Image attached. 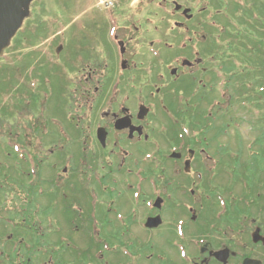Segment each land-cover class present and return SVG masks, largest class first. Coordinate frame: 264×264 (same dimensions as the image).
Returning <instances> with one entry per match:
<instances>
[{"label": "flooded vegetation", "instance_id": "flooded-vegetation-1", "mask_svg": "<svg viewBox=\"0 0 264 264\" xmlns=\"http://www.w3.org/2000/svg\"><path fill=\"white\" fill-rule=\"evenodd\" d=\"M214 1L117 0L96 10L88 27L103 24L107 34H79L76 62L39 63L47 64L44 72L74 66L60 107L43 117L34 101L41 92L34 88L37 62L16 68L34 85L26 120L7 134L29 155L17 175L1 178L16 187L20 174L28 177L31 197L8 210L17 221L0 243L18 253L0 264H264V145L244 148L238 123L228 125L230 104L241 102L232 86L246 95L241 82L249 76L239 70L230 81L224 45L199 49L224 24L209 16ZM237 2L228 0L232 17ZM0 72L4 84L10 71ZM217 76L222 93L213 102ZM46 78L53 100L58 94ZM20 83L13 81V91ZM14 99L19 115L21 101ZM5 163L4 157L0 167Z\"/></svg>", "mask_w": 264, "mask_h": 264}, {"label": "rangeland", "instance_id": "rangeland-1", "mask_svg": "<svg viewBox=\"0 0 264 264\" xmlns=\"http://www.w3.org/2000/svg\"><path fill=\"white\" fill-rule=\"evenodd\" d=\"M121 1L127 2L129 0H121ZM157 1L159 0H153L155 4L157 3ZM155 4L154 5L150 4L153 7H148L149 11L153 10L154 12H157L156 11L157 9L154 8L156 7ZM225 4H227V6H225ZM141 6L142 4L140 5V7ZM232 7L233 5L230 6L231 9L229 10L228 0H222L221 3H218V0H215L209 10L210 11L209 16L214 17L221 23L223 22L224 24L222 25V27L225 28L228 33H229L228 31L229 28L231 27L237 28V26L232 25L233 23L232 20L238 19L236 20L237 22L242 18L239 14H235L234 18L231 19L230 16H232L231 13H233ZM102 8L103 7H99L97 0H36V2L33 4L32 15L30 16L28 20H26L25 24L19 31V34L17 35L16 39L13 41L10 52L7 54V57L0 61V69L2 68V66L10 67L9 69L10 76H9V79H7L8 81L4 83L3 85H0V105L4 106L2 111L0 110L1 133H3V131L5 130V134H7V128L8 130H10V128H12L13 123L15 124L19 122L20 120L21 122L26 120V118L20 117V118H16V120L14 121H10L13 116H16L18 114L17 110L14 111V108H13V106L15 107L13 101L17 103V100H15L14 98L19 97V101H21V104L24 105L23 116L24 115L27 116L28 111L31 107L30 102L29 104H27V101H28L27 98H30L31 96L30 90L32 89V87L30 84H33V82L31 81L30 73L29 74L25 73L26 75L24 76L20 75L21 72L19 70H16L18 66H20V68L23 70L26 66L30 67L33 61L34 63L37 62L38 64L35 68V72L38 76H41V78L37 81L38 83H35L34 88H37L38 93L40 91L41 92H40V96L38 97V99L35 98L34 101L36 104L35 105L36 112L39 116L41 117L45 116L46 111L50 108H55L56 110L60 107L61 98L59 97V92L63 91V86L64 84L66 85V82L68 81L70 70L74 66L68 65V64H66V66L57 65L55 66L56 69L55 68H52L50 70L47 69V72H44V68H46L47 64L45 62H42L39 65V63L40 61H43L42 58L55 59L56 61H58L60 58L61 61L66 59L68 60V62H72V63L76 62L79 56V53H81V51L78 48V40H76L78 37H80L79 34L85 33L87 34L88 37H92L95 33V35L98 34L99 37H103L105 33L107 34L109 32V29H106L103 24H99L98 25L99 29L97 30L89 28L88 27L89 25L87 24V22L89 21L90 17H92L94 12ZM127 10L129 11L131 9L128 8ZM221 10L223 11L222 12L223 15H218L216 11L218 12ZM86 11H88L89 14H86ZM134 11H135V8H132V12ZM252 23L255 26L259 25L257 20L253 21ZM157 24L158 23H156V25ZM83 27H86V28L83 30ZM210 34H213V36H211V41L209 43L210 48H209V45L207 46V48L206 46L205 48L199 47V49H201L202 51H204L203 49H205L207 53L211 52L213 49L216 50V48H220L218 44L219 41L216 38V32L214 31V28L211 29ZM238 34L236 33L234 35L237 36ZM220 35L222 36L221 41L226 39L227 35L225 34L223 30L220 32ZM253 35L250 34L249 30L245 31V36H253ZM255 41H256V46L259 49L260 64H259V67H254L255 64L253 65V63H250V69L253 72H260L261 76L263 77L264 76V56L263 57L261 56V52L264 51V46L263 47L260 46L261 40L258 42L255 39ZM231 46H235V43H233ZM55 49L56 51H59V49H62V51L59 54H56L57 57L54 55ZM223 50H226L227 52H229L230 47L227 45H224ZM96 54H99V52H96ZM181 57H183L182 54H181ZM31 59H33V61H31ZM250 59L252 60L253 57H250ZM57 64H61V62ZM14 72L18 73L19 76L16 77ZM229 72L233 73L232 75H230V80L235 81V76H237L236 74L238 73V71L232 64H230ZM46 74H48L49 80L51 81V85H52V89L54 93L58 94V96L53 98V100L47 99L46 97L48 87L50 88V86L46 85V80H47ZM0 75H2L1 72H0ZM75 76H76L75 74H72V77L70 80H74ZM240 76H241V73H240ZM217 77L218 78L216 79L217 80L216 86H218V88L216 90L219 91L218 93L219 96L217 97V99L214 98L215 93H216L214 92L213 102H215L216 100H220L221 99L220 95L222 93L223 82L220 76H217ZM13 81L19 82V83L21 82L22 84L20 83L21 85L16 89V92L13 91V96L8 98L6 93L11 91L13 87ZM262 82L264 81L260 80V84ZM74 83H76V80L74 81ZM232 91L234 93L236 92L237 97L239 98V101L244 102L246 106L249 107L248 106L249 102L246 101L247 96L245 97L242 96L243 92L242 90L237 88V84H234V86H232ZM3 94L4 96L2 97ZM69 94H70L69 96L70 97L69 104H70L71 97H73V94L72 93H69ZM263 102H264V97L261 94L260 103L262 104ZM232 103L235 104L236 102L232 101ZM256 103L257 102L254 103V107ZM40 107H42V110H39ZM249 109L250 111H252V108H249ZM59 111L60 110H58V112ZM247 113H249V111L242 112L243 115L240 114L238 117L245 118V122L243 123V125H241V129H242L241 134L245 136L242 138L243 142L245 144H251L250 141L252 140L253 137L257 135V132H253L252 134H250L249 132L250 127L248 126V121L252 123L257 118V113L255 117L251 116V112H250V117H248ZM260 114L261 113H258V116ZM261 116L263 117V114H261ZM239 121H241V119ZM3 122H5L4 124L6 126L3 125ZM228 123H229L228 125L230 126V122ZM261 123H264V122H261ZM261 130H264V126L261 127ZM4 137H7V136H4ZM262 137L264 138L263 135H261V138ZM15 139L16 138L14 137L12 140L15 141ZM27 142L28 140H26V143ZM17 143L18 142L13 143V145ZM9 144L6 141V139L2 140L0 137V161H3L4 157L6 160L5 165L2 166L4 167V169L0 167V176H4V177L7 174H9L7 171L9 172L11 171L12 173L18 172L17 167L19 166L20 161H28L27 155H29V153L25 152L23 147L20 145H18L17 147L18 149L13 150L12 152L11 151L12 149L9 146ZM263 145L264 143L262 141L255 143V146H263ZM244 148H245V145H244ZM3 153L5 154V156ZM7 154H10V157H7L6 156ZM18 154L21 155V157H19ZM14 156H16V159L14 160V162H9L13 159ZM29 166H32V162H29ZM12 173L11 175H15ZM44 173H45L44 176H46L47 175L46 170H44ZM15 181H16V189L19 192H22L23 195L22 197H20V195L12 193L11 185L5 186V191H3V198L5 199L6 208L12 209V206L9 204L10 203L9 199L15 200L17 202H21L25 204L26 206L29 203V199L31 195L29 194V191H28V186H29L28 177L25 178V176L20 175V177L17 178ZM12 185L15 186L13 182H12ZM16 239L17 238L15 236L14 240ZM8 248L10 249V246H8Z\"/></svg>", "mask_w": 264, "mask_h": 264}, {"label": "water", "instance_id": "water-1", "mask_svg": "<svg viewBox=\"0 0 264 264\" xmlns=\"http://www.w3.org/2000/svg\"><path fill=\"white\" fill-rule=\"evenodd\" d=\"M32 1L0 0V56L27 17L28 6Z\"/></svg>", "mask_w": 264, "mask_h": 264}, {"label": "trees", "instance_id": "trees-1", "mask_svg": "<svg viewBox=\"0 0 264 264\" xmlns=\"http://www.w3.org/2000/svg\"><path fill=\"white\" fill-rule=\"evenodd\" d=\"M262 14L264 15V11L262 10ZM259 42V41H258ZM263 42V41H262ZM261 42V43H262ZM262 80L264 81V76L262 77ZM263 97H264V92L262 93ZM262 105L264 106V102L262 104H260V108H262ZM264 112V108L262 110ZM3 228H0V235L2 234V232L4 231V229L2 230Z\"/></svg>", "mask_w": 264, "mask_h": 264}]
</instances>
